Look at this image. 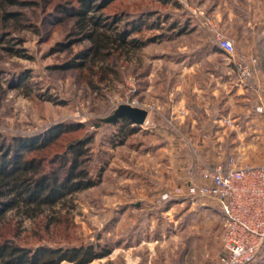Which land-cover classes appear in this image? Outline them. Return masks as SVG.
Here are the masks:
<instances>
[{"label":"rangeland","instance_id":"374dc122","mask_svg":"<svg viewBox=\"0 0 264 264\" xmlns=\"http://www.w3.org/2000/svg\"><path fill=\"white\" fill-rule=\"evenodd\" d=\"M18 1L9 9L20 13L19 25L10 21L6 28L0 22V28L11 31L9 42L0 44V147L13 137L82 124L61 135L59 142L91 139L85 144L89 152L83 165L96 181L55 208L62 212L50 229L37 225L42 217L7 212L22 242L111 249L87 264H222L224 226L216 203L183 196L165 203L159 197L186 177L195 178L201 160L212 164L216 156L235 155L244 164L264 162V113L257 111L264 91L239 83L235 65L215 49L209 29L213 23L231 38L240 59L260 61L264 0H250L251 10L248 0H232L241 4L248 19L245 27H228L232 34L207 13L221 0H188L187 6L178 0V5L117 0L108 12L126 8L134 16L152 13L149 21H159L160 28H144L134 36H166L128 54L114 52L105 64L97 60L82 68L65 67L90 46L77 33L75 18L58 10L57 3L65 0ZM197 9L201 19L194 16ZM173 23L176 27L170 28ZM253 39L259 53L251 56ZM60 43L69 47L57 49ZM101 66L113 69L108 78L94 73ZM128 102L149 109L150 116L124 142H115L119 124H103L99 118ZM222 115L234 124L225 126L223 117L224 127L214 138L210 120ZM213 143L215 154L210 152ZM251 264H264V250Z\"/></svg>","mask_w":264,"mask_h":264},{"label":"trees","instance_id":"16d2710c","mask_svg":"<svg viewBox=\"0 0 264 264\" xmlns=\"http://www.w3.org/2000/svg\"><path fill=\"white\" fill-rule=\"evenodd\" d=\"M115 1L65 0L56 4L58 10L75 18L77 33L82 40L90 43L65 67L82 68L86 63L92 66L97 60L105 64L114 52L128 54L150 41L166 36L165 33L148 39L134 36L144 28H160L159 21H149L152 13L134 16V12L126 8L108 12L107 8ZM164 1L178 5L175 0ZM16 4H19L18 0H0V22H4L6 28L12 25L10 21L19 25L20 13L9 9ZM174 27L176 24L173 23L170 28ZM10 32L4 27L0 28V44L9 42ZM67 47L69 44L60 43L57 49ZM215 49L219 50L217 47ZM102 66L94 73L100 71L102 79L108 78L113 69ZM116 123L119 127L115 133L118 140L115 142L119 143L142 128L127 118H121ZM81 126L59 125L39 135L13 137L10 143L0 147V264H61L66 261L87 264L111 253L109 247L101 245L97 248L94 244L52 245L47 240L23 243L21 232L16 231L10 220H7V212L16 211L26 218L42 217L37 225L44 224L46 229H50L62 212V208L55 209L59 204L63 205L75 192L96 184L83 165L89 152L85 144L91 139L72 140L65 145L59 142L61 135ZM173 200L170 198L165 203Z\"/></svg>","mask_w":264,"mask_h":264},{"label":"built area","instance_id":"2783aa9c","mask_svg":"<svg viewBox=\"0 0 264 264\" xmlns=\"http://www.w3.org/2000/svg\"><path fill=\"white\" fill-rule=\"evenodd\" d=\"M178 2L188 5V0ZM194 12L198 14L199 10ZM209 29L214 46L225 52L235 65L239 83H247L260 70L259 59L252 58L249 62L240 59L231 38L213 23ZM257 111L264 113L263 103H259ZM223 124L230 127L234 121L226 116ZM198 145L206 146L204 142ZM200 163L195 178L186 177L171 190L164 191L159 200L183 196L214 201L223 217L222 264L253 263L264 250V162L244 164L231 155L212 164L207 159Z\"/></svg>","mask_w":264,"mask_h":264},{"label":"crops","instance_id":"0c3cea01","mask_svg":"<svg viewBox=\"0 0 264 264\" xmlns=\"http://www.w3.org/2000/svg\"><path fill=\"white\" fill-rule=\"evenodd\" d=\"M251 1L248 0L247 3H248V8L249 10L252 9V6H251ZM202 5V4H201ZM240 3H236V1H232V0H221L220 2H216L214 5H210L207 9V13L210 17L212 16H215L216 18L215 19H219V21L221 22L222 21V24H224V26L227 27V30L229 33L232 34L231 31H229V28L228 27H233V25H242L243 27L247 26V21H245L246 19V16H245V13H244V10H243V13H241V7H240ZM195 14V13H194ZM241 14H242V17H241ZM195 18H198V19H201L203 16H201V14H195L194 15ZM243 21V22H242ZM250 24V22L248 23ZM250 27V25H249ZM253 42V45L252 47L250 48V50H248V53H250V55H258L259 53V45L257 44V42L254 41V39L252 40ZM214 52H217L214 50ZM188 53H186L185 55H187ZM186 57V56H184ZM263 84V85H262ZM244 85H246L249 88L251 89H256V90H260V91H264V71L262 69H260L258 72L255 73L254 77H252L251 79H249V81H247V83H245ZM264 94V92H263ZM262 96V100L259 99V103H263L264 104V95H261ZM261 116L264 117V114H260ZM150 116V115H149ZM149 116L147 118V121L149 119ZM225 115H222V116H214L210 122L212 123L211 125V134L213 135V137H217V135H215L216 131H218V129H220L221 127H224V125L222 124V118L224 117ZM146 121V123H147ZM215 143L212 144L211 146V150L210 152L215 154ZM210 147V146H209ZM206 146V148H209ZM202 148H205L202 147ZM224 159V157H214L213 158V163H215L216 161H220ZM263 163V162H261ZM261 163H258V164H261ZM254 165H257V164H254ZM214 264V263H213Z\"/></svg>","mask_w":264,"mask_h":264},{"label":"water","instance_id":"95a60500","mask_svg":"<svg viewBox=\"0 0 264 264\" xmlns=\"http://www.w3.org/2000/svg\"><path fill=\"white\" fill-rule=\"evenodd\" d=\"M260 57V66L261 69L264 71V52L261 51L259 53ZM150 114V111L147 108L133 105L132 103H120L116 106L110 114L105 117L99 118L103 124H112L116 123L121 118H127L132 123L136 125L143 126L146 123L147 118Z\"/></svg>","mask_w":264,"mask_h":264}]
</instances>
